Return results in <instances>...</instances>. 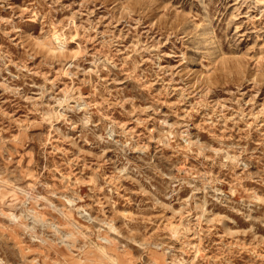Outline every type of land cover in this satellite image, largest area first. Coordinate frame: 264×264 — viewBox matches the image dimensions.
Segmentation results:
<instances>
[{
	"label": "rangeland",
	"instance_id": "obj_1",
	"mask_svg": "<svg viewBox=\"0 0 264 264\" xmlns=\"http://www.w3.org/2000/svg\"><path fill=\"white\" fill-rule=\"evenodd\" d=\"M0 264H264V0H0Z\"/></svg>",
	"mask_w": 264,
	"mask_h": 264
}]
</instances>
